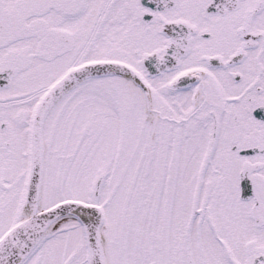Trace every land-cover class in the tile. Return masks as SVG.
<instances>
[{"label":"snow or ice","instance_id":"snow-or-ice-1","mask_svg":"<svg viewBox=\"0 0 264 264\" xmlns=\"http://www.w3.org/2000/svg\"><path fill=\"white\" fill-rule=\"evenodd\" d=\"M0 264H264V0H0Z\"/></svg>","mask_w":264,"mask_h":264}]
</instances>
